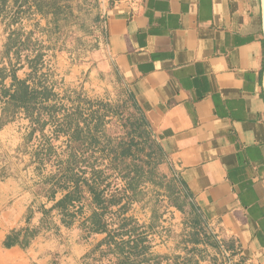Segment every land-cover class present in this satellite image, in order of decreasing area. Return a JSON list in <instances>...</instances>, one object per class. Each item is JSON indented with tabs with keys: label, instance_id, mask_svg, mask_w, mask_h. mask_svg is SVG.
<instances>
[{
	"label": "rangeland",
	"instance_id": "1",
	"mask_svg": "<svg viewBox=\"0 0 264 264\" xmlns=\"http://www.w3.org/2000/svg\"><path fill=\"white\" fill-rule=\"evenodd\" d=\"M31 1L0 0V69L8 59L17 63L18 78L52 90L58 108L35 113L41 126L0 98V186L12 187L8 202L0 203V219L18 200L24 210L19 223L25 226L12 232V241L27 253L44 230L52 237L46 264H114L116 257L104 255L107 245H101L108 232L88 231L93 214L103 211L87 190L57 207L74 190L68 177L90 179L89 171L82 172L95 165L105 170L106 199L114 200L104 215L108 231L124 240L140 237L148 247L135 264H252L193 202L116 69L106 31L111 1L42 0L41 12ZM15 31L21 53L7 58ZM53 115L60 124L70 116L82 140L72 144V134L57 133ZM4 193L0 189V197ZM38 216V227L27 226ZM31 264H38L35 255Z\"/></svg>",
	"mask_w": 264,
	"mask_h": 264
},
{
	"label": "crops",
	"instance_id": "2",
	"mask_svg": "<svg viewBox=\"0 0 264 264\" xmlns=\"http://www.w3.org/2000/svg\"><path fill=\"white\" fill-rule=\"evenodd\" d=\"M110 1V56L174 174L222 237L264 264V0ZM20 206L0 219V264H46L44 230L27 253L10 237L25 226Z\"/></svg>",
	"mask_w": 264,
	"mask_h": 264
},
{
	"label": "trees",
	"instance_id": "3",
	"mask_svg": "<svg viewBox=\"0 0 264 264\" xmlns=\"http://www.w3.org/2000/svg\"><path fill=\"white\" fill-rule=\"evenodd\" d=\"M18 1L20 0H16V4H18ZM29 1L30 0H21V2L24 4L22 6H26ZM31 2L36 11L41 12L43 6L42 0H32ZM21 46H23V44L19 40V33L15 31L8 39V44L6 45V51L4 53L5 56L7 58H11L10 56L12 52H15V54L18 56L21 53ZM8 60V67H2L0 69V98L5 100V104L8 109L11 107L14 110H24L30 115V117H32V124L44 126L45 123L41 124L40 119H35L33 116L35 113L42 112L49 106V108L54 111L58 108V103L55 101L53 102L52 90H49L44 85L42 86V83L31 86L28 84V80H20L17 76V70L21 69L22 67H17V63L13 64L11 59ZM37 69L38 63L35 65L34 71L37 72ZM29 77H33V73L29 74ZM8 79L11 80L9 85L6 84ZM52 123L57 126L59 130L56 131L57 133L67 131L68 134H72V144L78 142V140H82L80 129L78 127L75 129L72 128L73 122L71 121L70 116L66 117L60 124L58 118L53 115ZM77 146L82 147L83 145L78 144ZM68 169L70 172H74V165L72 162L69 164ZM88 171L91 175L90 179H86L85 177H80L77 179L74 175L68 177L69 181L75 183L74 190L68 193L64 199L58 202L57 207H63L67 204H72L73 201L76 200L75 198L83 192V189H86L91 195L96 206L100 207V209L103 211V213L95 212L93 214L91 218L92 225L88 230L89 233L108 232L107 239L101 245H107L104 255L107 253L116 257V262L114 264H135L138 257L142 256V254L148 250V247L143 246L145 242L144 239L140 237L137 239L128 237V240H124L125 237H116L115 233L108 231L107 223L104 220V215L105 211H108L111 205H113L114 200L106 199L107 186H105L104 189H101L104 185L102 178L105 174V170L97 169V166L91 165V167L88 170H84L82 174H87ZM124 221L127 222V219H124ZM119 235L120 234H118V236ZM118 239H120V241H118ZM13 243L17 244V242ZM11 245L12 244L10 242L5 243L6 247H10ZM141 263L147 264L148 262L142 261Z\"/></svg>",
	"mask_w": 264,
	"mask_h": 264
}]
</instances>
